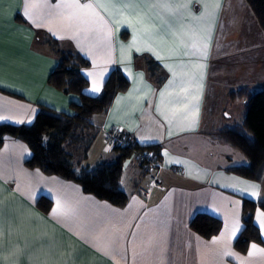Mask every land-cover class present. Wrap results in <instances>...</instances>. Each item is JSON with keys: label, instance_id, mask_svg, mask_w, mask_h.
Returning <instances> with one entry per match:
<instances>
[{"label": "crops", "instance_id": "obj_1", "mask_svg": "<svg viewBox=\"0 0 264 264\" xmlns=\"http://www.w3.org/2000/svg\"><path fill=\"white\" fill-rule=\"evenodd\" d=\"M65 2L0 0V117H8L0 124H31L41 105L72 113L70 103L79 96L48 83L59 51L87 59L81 72L93 96L100 92L86 91L92 81L102 89L118 68L129 86L92 117L96 133L81 163L112 162L106 131L116 129L139 145L160 146V186L150 185L151 172L134 154L122 170L127 202L116 206L72 180L28 167L27 144L6 135L0 145V264H264L261 208L253 221L262 243L251 242L245 251L234 245L243 227L242 197L256 200L264 192L247 194L256 187L227 170L248 159L218 134L232 125L223 114L231 91L264 89L253 88L264 82V31L246 1L79 0L94 6L77 10L94 21L91 26L61 15L55 5ZM148 60L158 65L156 75L147 71ZM57 201L68 215L52 214ZM198 212L221 220L215 235L191 229Z\"/></svg>", "mask_w": 264, "mask_h": 264}, {"label": "trees", "instance_id": "obj_2", "mask_svg": "<svg viewBox=\"0 0 264 264\" xmlns=\"http://www.w3.org/2000/svg\"><path fill=\"white\" fill-rule=\"evenodd\" d=\"M245 1L264 31V0ZM86 65L87 59L79 53L59 51L57 64L49 75L48 83L64 93L79 96L78 102L70 103L72 113L41 105L31 124H0V145L6 135L17 136L31 150V156L25 161L28 167L72 180L80 185L83 192L113 205L123 206L128 199L121 184L125 162L135 153L144 151L155 153L159 159L160 146L139 145L134 141L129 146L114 144L111 147L115 153L112 162L82 165L81 161L85 159L96 133L92 117L104 114L115 95L129 86L125 75L116 68L110 71L100 93L90 95L85 92L89 81L81 72V68ZM158 68L156 63L148 60L147 71L150 75H156ZM229 98L232 101L242 100L245 113L239 124L225 126L218 134L226 143L238 149L248 159V164L227 170L246 179L260 181L264 173V89L238 88L229 93ZM141 164L147 168L146 161L142 160ZM50 204L49 200L45 203L46 207ZM256 208L264 211V195L256 200L242 197L243 227L234 242L239 251H245L251 242L262 243L259 229L253 221ZM190 227L207 238L219 231L221 220L208 213L198 212L191 219Z\"/></svg>", "mask_w": 264, "mask_h": 264}, {"label": "snow or ice", "instance_id": "obj_3", "mask_svg": "<svg viewBox=\"0 0 264 264\" xmlns=\"http://www.w3.org/2000/svg\"><path fill=\"white\" fill-rule=\"evenodd\" d=\"M185 6H187V5H185ZM55 7L56 8H62L63 11L60 14L66 15L70 21L75 20V21H77V23H79L81 25H87V26H91V24L94 23V21H91L89 19H85V18L81 17L77 11V10H91L94 7L92 4H87V3L80 4L79 0H70V2H68V0H66V2L63 5L57 4V5H55ZM95 7L104 8V7H106V5L97 4V5H95ZM24 15H25V17H29V13H28L27 9L25 10ZM149 51H151V49H149ZM157 59H160V57L158 55H157ZM165 67H168V66L165 65ZM88 75H91V73H89ZM169 83H171V81H169ZM86 91L93 93V94H96V93H99L101 91V87L96 80H93L92 81V87ZM160 95H161V97H163L164 92L161 91ZM0 119H8V117H0ZM17 123H22V121H17ZM250 195L255 196V195H257V193L252 192V193H250ZM52 214L53 215H59V216H66L69 214V210L67 208H61L59 201H57V207L52 209ZM257 219L259 220L260 229L262 230V232H264V212H260L258 214ZM238 228H239V225L236 224L233 228V235H235V232H236V230H238ZM256 248H257V246L255 244L251 245L252 250H256ZM260 251L264 252V249H260ZM226 254L230 255L231 253H226ZM252 254H253V252L250 251L249 255H252Z\"/></svg>", "mask_w": 264, "mask_h": 264}, {"label": "rangeland", "instance_id": "obj_4", "mask_svg": "<svg viewBox=\"0 0 264 264\" xmlns=\"http://www.w3.org/2000/svg\"><path fill=\"white\" fill-rule=\"evenodd\" d=\"M260 41L258 40L257 41V45H259ZM261 51L258 50L257 51V56L255 58V61L257 60V63L258 61H262V57L261 56ZM262 84L263 83H259V84H256L254 85L253 88H259V86H263ZM244 113H245V104L242 100H235L234 102H232L229 98H224L223 99V114L225 115V118H224V121L226 123H232V124H239L240 121L242 120L243 116H244ZM226 115H228L229 117H226ZM89 133V132H88ZM127 136V135H126ZM129 137V136H127ZM129 139H131L129 137ZM232 151L234 153H237L240 157H244V155L236 148H232ZM235 159V158H234ZM148 180H149V177H148ZM249 182L247 183H251V185H253L254 187H256L255 191L258 194H262L264 192V173L262 175V179L260 181H251V180H247ZM247 189H243V193H247L248 191H246ZM251 191H249V193L247 194H250Z\"/></svg>", "mask_w": 264, "mask_h": 264}, {"label": "built area", "instance_id": "obj_5", "mask_svg": "<svg viewBox=\"0 0 264 264\" xmlns=\"http://www.w3.org/2000/svg\"><path fill=\"white\" fill-rule=\"evenodd\" d=\"M107 141L112 147L114 144H120L123 146H129L131 144V139L126 135L122 134L116 129H110L106 131ZM135 156L140 160H144L147 163V168L152 175L149 177V183L151 186H160L158 180V173L160 169V161L157 158V155L151 151H144L142 153L137 152Z\"/></svg>", "mask_w": 264, "mask_h": 264}]
</instances>
